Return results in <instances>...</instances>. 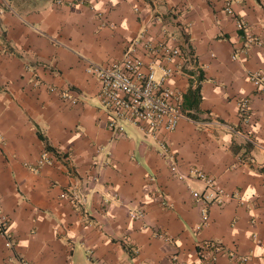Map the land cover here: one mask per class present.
I'll use <instances>...</instances> for the list:
<instances>
[{
	"label": "crops",
	"instance_id": "1",
	"mask_svg": "<svg viewBox=\"0 0 264 264\" xmlns=\"http://www.w3.org/2000/svg\"><path fill=\"white\" fill-rule=\"evenodd\" d=\"M70 2L0 0V211L13 240L7 248L0 234V264H212L207 242L222 247L215 264H264V95L251 79L264 73V45L248 47L237 25L264 40V0H230L234 15L225 0ZM164 28L182 52L166 85L181 107L200 87L197 118L183 112L176 131L156 136L125 124L118 136L89 62L121 61L142 32ZM45 151L53 162L40 164ZM194 170L227 195L204 226ZM77 186L82 208L64 197Z\"/></svg>",
	"mask_w": 264,
	"mask_h": 264
},
{
	"label": "built area",
	"instance_id": "2",
	"mask_svg": "<svg viewBox=\"0 0 264 264\" xmlns=\"http://www.w3.org/2000/svg\"><path fill=\"white\" fill-rule=\"evenodd\" d=\"M225 1L227 13L234 15L230 0ZM74 2L76 0H71L70 4L73 5ZM237 25L240 30L245 31L248 47L254 44L264 45V40L254 37L243 20L237 18ZM175 42L174 35L167 28L162 30L161 38L152 37L148 31H144L130 43L123 60L106 66L89 62L88 72L100 82L99 98L108 113V127L113 133L118 136L124 134L125 124L139 127L154 136L162 132L172 133L176 131L179 121L186 117L181 107L183 94L166 85L167 80L176 74L177 69L179 70L178 61L182 52ZM158 74L161 76L158 77ZM251 79L258 93L264 95V73L255 72ZM61 96L71 104L77 103L69 90L62 92ZM238 107L240 117L246 121L251 111L249 101L242 99ZM209 124L202 123L203 126ZM235 132L245 136L241 131ZM51 162H53L51 154L45 151L40 164ZM170 166L172 171L176 172L177 167L173 159ZM194 173L206 186L203 193L193 192L194 199L201 204V224L204 226L210 221L209 207L215 204L223 205L227 195L212 176L202 170H194ZM64 197L69 198L76 208H82L87 203L86 192L80 186L66 190ZM132 216L142 217L143 213ZM10 228L8 217L0 211V234L6 239L7 248L13 246ZM202 251L209 256L210 263L215 264L218 255L222 253V247L215 242H207ZM137 252L138 250H135V253ZM230 257L234 259L237 255L232 253ZM173 260H177V257H173ZM241 261L246 262L247 258L243 257ZM21 264L29 263L22 261Z\"/></svg>",
	"mask_w": 264,
	"mask_h": 264
},
{
	"label": "trees",
	"instance_id": "3",
	"mask_svg": "<svg viewBox=\"0 0 264 264\" xmlns=\"http://www.w3.org/2000/svg\"><path fill=\"white\" fill-rule=\"evenodd\" d=\"M10 3L14 4L16 7L25 8H35L36 6L44 4L45 0H9ZM201 77H199L200 79ZM193 84V83H192ZM201 99L200 87L191 86L184 96V104L182 106V111L190 118L196 119L197 117L193 114L194 110L199 107V102Z\"/></svg>",
	"mask_w": 264,
	"mask_h": 264
}]
</instances>
